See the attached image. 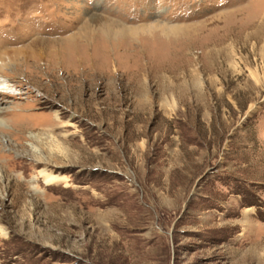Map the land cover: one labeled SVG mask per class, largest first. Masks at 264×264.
Wrapping results in <instances>:
<instances>
[{
	"label": "rangeland",
	"instance_id": "rangeland-1",
	"mask_svg": "<svg viewBox=\"0 0 264 264\" xmlns=\"http://www.w3.org/2000/svg\"><path fill=\"white\" fill-rule=\"evenodd\" d=\"M0 62V264H264V0H0Z\"/></svg>",
	"mask_w": 264,
	"mask_h": 264
},
{
	"label": "bare ground",
	"instance_id": "bare-ground-1",
	"mask_svg": "<svg viewBox=\"0 0 264 264\" xmlns=\"http://www.w3.org/2000/svg\"><path fill=\"white\" fill-rule=\"evenodd\" d=\"M70 41V40H69ZM50 45L51 44H47V48H46V50L49 48V49H51L50 48ZM51 51H52V49H51ZM54 52H55V50H54ZM53 51L51 52V53H54ZM35 61V60H34ZM33 61V62H34ZM49 63V62H48ZM8 65H9V63L7 64L6 62L4 63H2V62H0V69H3V68H8ZM23 65V64H22ZM35 66V65H34ZM52 68V67H51ZM47 72H48V70H47ZM53 73V72H52ZM68 74V73H67ZM50 82V81H49ZM7 95V96H13L14 94H12L10 91H7L6 90V87L5 88H2L1 90H0V95ZM22 94V93H21ZM31 95V94H30ZM30 109H32V108H30ZM0 125H1V123H0ZM43 179H44V182H45V184L46 185H50V184H52V183H55V182H58V181H60V178L59 177H57V176H54V175H47V174H45V173H43V172H41L40 174H39Z\"/></svg>",
	"mask_w": 264,
	"mask_h": 264
}]
</instances>
